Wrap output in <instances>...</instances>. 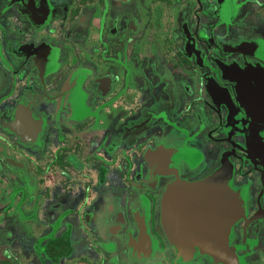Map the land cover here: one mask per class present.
Listing matches in <instances>:
<instances>
[{
	"label": "flooded vegetation",
	"instance_id": "obj_1",
	"mask_svg": "<svg viewBox=\"0 0 264 264\" xmlns=\"http://www.w3.org/2000/svg\"><path fill=\"white\" fill-rule=\"evenodd\" d=\"M225 256L264 264V0H0V264Z\"/></svg>",
	"mask_w": 264,
	"mask_h": 264
},
{
	"label": "water",
	"instance_id": "obj_2",
	"mask_svg": "<svg viewBox=\"0 0 264 264\" xmlns=\"http://www.w3.org/2000/svg\"><path fill=\"white\" fill-rule=\"evenodd\" d=\"M224 173H226V171L224 169H219L212 176H215L217 174H224ZM213 178H215V177H213ZM202 184L203 183H201V184H199V183L198 184H190V186H188L187 189H192L193 192L194 191H201V190H204L202 188ZM174 195H175V190L174 189H170V191L168 192V196H167L168 199H169V205H168V207L166 209V210H169L168 211L169 212V228H170V231H172V232L174 231L173 230V218H172V215H173V203H172V200L174 199ZM196 214L198 215L199 213H196ZM222 260H223V262H225L227 264H231L233 262V259L231 258V256L230 257L225 256V258H223Z\"/></svg>",
	"mask_w": 264,
	"mask_h": 264
},
{
	"label": "rangeland",
	"instance_id": "obj_3",
	"mask_svg": "<svg viewBox=\"0 0 264 264\" xmlns=\"http://www.w3.org/2000/svg\"><path fill=\"white\" fill-rule=\"evenodd\" d=\"M263 0H259V2H262Z\"/></svg>",
	"mask_w": 264,
	"mask_h": 264
}]
</instances>
